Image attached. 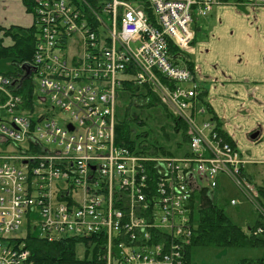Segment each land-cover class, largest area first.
<instances>
[{"label": "built area", "instance_id": "2783aa9c", "mask_svg": "<svg viewBox=\"0 0 264 264\" xmlns=\"http://www.w3.org/2000/svg\"><path fill=\"white\" fill-rule=\"evenodd\" d=\"M146 1L145 9L130 0H35L33 60L0 73V145L13 149L0 154V264L26 263L18 238L31 232L49 242L97 238L103 264H187L193 199L215 192L221 176L264 222L248 161L206 117L195 71L170 51L172 44L194 51V13L234 2ZM237 3L264 7V0ZM130 77L187 125L186 154L134 153L117 143L118 90ZM23 227V236L12 235ZM248 233L263 234L264 226Z\"/></svg>", "mask_w": 264, "mask_h": 264}, {"label": "crops", "instance_id": "0c3cea01", "mask_svg": "<svg viewBox=\"0 0 264 264\" xmlns=\"http://www.w3.org/2000/svg\"><path fill=\"white\" fill-rule=\"evenodd\" d=\"M233 2L234 4L214 7L207 15L208 17L205 16L207 17L205 20L208 19L206 24L211 20L216 21L211 28V38L208 36L205 41L198 42L194 51L188 55L193 62V70L203 92V99L208 106L209 113L206 117L216 123L219 132L223 131L224 137L228 136L232 140L229 142H232L248 161L245 172L258 186L264 187V178L258 183L256 177L248 173L250 164L255 166L259 162L264 164V142L262 141L264 134V7L253 8L244 3H237V0ZM203 18L194 13L195 24L199 30H201L199 24ZM226 23L234 29L232 33L226 31L228 39L225 43L223 40L218 43L217 32ZM34 24L35 21L26 0H0V26L18 25L30 28ZM2 35L3 32H0V37H4ZM4 40L5 45L12 43L9 38ZM240 112H244V115ZM257 130L260 132L258 137L252 139L251 135ZM247 139L259 143L250 144ZM257 147L259 149L256 152ZM188 150L189 146L185 153L182 152L176 156H183ZM222 178L226 177L221 176ZM203 195L215 203V197L207 196L204 192L196 193L191 205L193 210L196 205L202 204ZM258 226H264L262 216L255 223H248L244 228L240 227L246 236L253 237L257 235H250L249 229ZM260 235L264 236V233ZM255 247H264V245ZM257 260L262 259L246 261Z\"/></svg>", "mask_w": 264, "mask_h": 264}, {"label": "trees", "instance_id": "16d2710c", "mask_svg": "<svg viewBox=\"0 0 264 264\" xmlns=\"http://www.w3.org/2000/svg\"><path fill=\"white\" fill-rule=\"evenodd\" d=\"M75 1V0H74ZM94 1L95 0H91ZM141 4L146 9V0H130ZM29 11L35 16V0L30 2L26 0ZM0 32L4 37H10L12 43L4 44V37H0V60L9 58L12 62L13 71L5 74L13 75L14 72L22 68V65L33 60L36 45L39 41L40 31L37 23L25 28L18 25L10 27L0 26ZM170 51L176 59V63L184 62L189 68L194 69L193 62L188 54L182 53L175 45H170ZM127 76L131 75L130 71L126 72ZM131 78L123 79V85L118 90V100L116 107L117 126L116 141L118 144L125 146L134 153H162L166 155H178L187 151L188 130L187 125L180 119L173 118L168 108L161 104L157 96L147 87V90L135 86ZM29 86V85H28ZM30 87V86H29ZM28 87V90H30ZM141 96H148V104H139L137 101ZM154 108L157 113L169 120L170 131L166 133V142L158 141L147 142V133L140 131L139 126L143 125V110ZM170 118L172 120H170ZM221 130V129H220ZM223 133V131L221 130ZM221 133V134H222ZM225 134V133H224ZM223 135V134H222ZM227 136V135H226ZM228 137V136H227ZM228 141H232L229 137ZM232 143V142H231ZM233 144V143H232ZM157 149L159 151H157ZM263 195L261 198L264 204V190L260 187ZM202 204L195 206L193 210V221L196 224L194 236L191 245L187 249V264H191V248L193 246H215L219 248L230 247H255L264 245V236L257 235L248 237L244 230L235 224L223 211L218 204L202 196ZM19 244L29 250V258L25 264H103L101 259V246L97 238H62L57 241L49 242L40 238L31 232L24 238H18ZM241 264H264V260L247 262L244 260Z\"/></svg>", "mask_w": 264, "mask_h": 264}, {"label": "rangeland", "instance_id": "374dc122", "mask_svg": "<svg viewBox=\"0 0 264 264\" xmlns=\"http://www.w3.org/2000/svg\"><path fill=\"white\" fill-rule=\"evenodd\" d=\"M71 1V0H68ZM95 1H104V0H95ZM94 2V1H92ZM231 0L230 3H232ZM34 21L35 16L31 12ZM208 17V16H207ZM204 17L200 22L201 30L196 27V39L194 43V47L198 45V42L205 41L206 38L210 36L211 28L215 25V20H211L207 23L208 19L205 20ZM244 28V26L242 27ZM232 29L230 28L227 23L224 24L217 35L219 39L217 42L223 40L225 41L228 39L227 32L232 33ZM227 31V32H226ZM238 29L236 30L237 33ZM224 32V33H223ZM226 32V33H225ZM4 36V33L3 35ZM222 36V39H221ZM9 38L10 37H4ZM77 38L73 36L70 38V48L67 52L74 53L75 52V45L77 43ZM5 41V40H4ZM9 42V40H7ZM12 62L9 58H5L0 60V73L5 74L7 72L13 71ZM139 104H148L150 102L148 96H141L138 98ZM143 110L142 119L144 121L143 125L139 126L140 131L146 132L147 142L150 144L151 142H159L165 143L166 141V133L170 131L171 127L169 124V120L163 117L161 113H157V111L152 109H141ZM45 112V111H42ZM240 114L244 115V112H240ZM65 119L64 117H60ZM170 120H172L170 118ZM262 141L264 142V134L262 135ZM247 141L252 143H259L258 141ZM259 147L256 148V152L258 151ZM157 151H159L157 149ZM251 152V151H250ZM13 149L7 148L0 145V154H12ZM248 173L256 177V181L260 183L262 178H264V164L259 162L257 166L250 164L248 167ZM221 185L215 190V192H211L210 196L214 198L216 204L219 205L224 211V213L237 225H240L242 228L247 227L248 223H255L258 218L262 215L259 211V208H255V206L237 189L235 184H233L228 178L221 179ZM207 185V183H206ZM205 185V186H206ZM237 199L238 203L236 205L231 204V199ZM26 232V228H22L17 230V232H13L12 235L14 236H23ZM262 259L264 260V247H230V248H219L215 246H194L192 249V264H241L242 261L247 259Z\"/></svg>", "mask_w": 264, "mask_h": 264}, {"label": "water", "instance_id": "95a60500", "mask_svg": "<svg viewBox=\"0 0 264 264\" xmlns=\"http://www.w3.org/2000/svg\"><path fill=\"white\" fill-rule=\"evenodd\" d=\"M28 65H25V67H27ZM70 129L72 130L73 129V127H70ZM259 131L257 130L256 132H254L252 135H251V138L252 139H256L257 137H258V135H259Z\"/></svg>", "mask_w": 264, "mask_h": 264}]
</instances>
